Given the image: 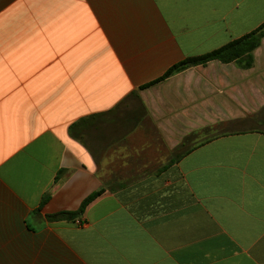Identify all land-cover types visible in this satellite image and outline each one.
I'll return each mask as SVG.
<instances>
[{
  "label": "crops",
  "instance_id": "obj_1",
  "mask_svg": "<svg viewBox=\"0 0 264 264\" xmlns=\"http://www.w3.org/2000/svg\"><path fill=\"white\" fill-rule=\"evenodd\" d=\"M263 25L264 0H0V264H264V37L146 88Z\"/></svg>",
  "mask_w": 264,
  "mask_h": 264
},
{
  "label": "trees",
  "instance_id": "obj_2",
  "mask_svg": "<svg viewBox=\"0 0 264 264\" xmlns=\"http://www.w3.org/2000/svg\"><path fill=\"white\" fill-rule=\"evenodd\" d=\"M263 37H264V25L260 27L258 30L254 31L253 33L246 35L241 39L233 41L228 45L220 49H217L211 53L199 57L185 59L184 61L180 62L179 64L169 69L162 78L146 86V88L158 84L168 79L172 75L183 72L184 70L197 66H207L211 62H220L222 64L233 63L242 68H246V69L250 68L253 64L252 53L260 45V41ZM98 195L99 193L90 197L81 207L79 212H75V213L63 212L52 215L50 219L72 220L78 215H80L84 211L85 207Z\"/></svg>",
  "mask_w": 264,
  "mask_h": 264
}]
</instances>
